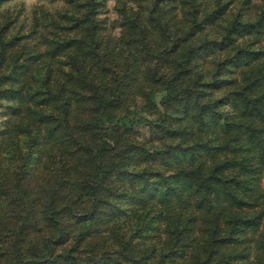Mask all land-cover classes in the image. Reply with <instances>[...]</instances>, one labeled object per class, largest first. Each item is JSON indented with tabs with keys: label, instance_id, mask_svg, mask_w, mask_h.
Instances as JSON below:
<instances>
[{
	"label": "trees",
	"instance_id": "obj_1",
	"mask_svg": "<svg viewBox=\"0 0 264 264\" xmlns=\"http://www.w3.org/2000/svg\"><path fill=\"white\" fill-rule=\"evenodd\" d=\"M0 0V264H264V0Z\"/></svg>",
	"mask_w": 264,
	"mask_h": 264
},
{
	"label": "rangeland",
	"instance_id": "obj_2",
	"mask_svg": "<svg viewBox=\"0 0 264 264\" xmlns=\"http://www.w3.org/2000/svg\"><path fill=\"white\" fill-rule=\"evenodd\" d=\"M41 2H45L44 0H10L9 2H6L5 4L7 6H14L18 3L20 4H24L25 8L27 9V11L30 10L31 5L33 4H37V3H41ZM108 6L111 8L112 4H113V0H108ZM258 185L260 188H264V172L261 176V179L258 181Z\"/></svg>",
	"mask_w": 264,
	"mask_h": 264
}]
</instances>
